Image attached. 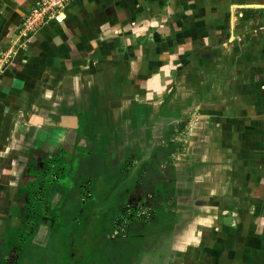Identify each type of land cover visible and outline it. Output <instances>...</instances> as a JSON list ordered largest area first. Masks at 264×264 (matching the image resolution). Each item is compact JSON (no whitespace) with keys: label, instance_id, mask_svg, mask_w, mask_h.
<instances>
[{"label":"rangeland","instance_id":"374dc122","mask_svg":"<svg viewBox=\"0 0 264 264\" xmlns=\"http://www.w3.org/2000/svg\"><path fill=\"white\" fill-rule=\"evenodd\" d=\"M110 5L119 10L114 22L101 25L111 32L109 38L130 28L131 46L141 34L146 46H152L161 41L157 34L166 36L160 33L161 22L141 24L144 20L140 22L138 15L121 26L126 9H120V1ZM170 28L162 30L169 33ZM184 57L165 54L169 62L140 81L139 90L132 80L128 85L132 94L146 98L147 109L159 111L160 106L170 112L178 105L176 126L155 131L154 122L164 115L146 118L149 123L142 134L136 130L130 135L128 141L138 140L147 147L136 150L125 140L113 147L123 152L116 155L108 152L112 147L87 148L80 141L70 153L47 149L30 155L32 168L27 166L17 181L19 203L11 208L0 232V264H170L171 255L178 256L180 264H264V135L256 139L253 133L235 134L230 117L238 104H234L236 84L246 85L244 97L253 98L252 104L262 113L264 91L249 85L246 68L244 80H229L234 77L232 69L223 74L215 69L202 80L199 61L189 63ZM224 74L230 75L227 80H217ZM69 97L66 94L69 113L77 114L82 106L77 97L70 101ZM37 98L30 104H37ZM112 108H118L117 101ZM218 112L231 119L226 131L218 124ZM64 120L73 122L69 116ZM100 120L106 123L104 116ZM152 131L149 141L143 139ZM53 134L56 137V130ZM122 143L128 150L120 148ZM58 152L63 157L58 158ZM178 164L183 165L181 171ZM55 170L60 171L57 180L50 177ZM139 197H150L157 206L152 224L132 232L128 242L107 239L115 213ZM239 252L241 259L235 257Z\"/></svg>","mask_w":264,"mask_h":264},{"label":"crops","instance_id":"0c3cea01","mask_svg":"<svg viewBox=\"0 0 264 264\" xmlns=\"http://www.w3.org/2000/svg\"><path fill=\"white\" fill-rule=\"evenodd\" d=\"M39 1L0 0V232L11 208L19 203L17 181L27 166L32 168L30 155L35 151L70 153L82 141L87 148L112 147L108 152L121 155L123 152H115L113 147L125 140L127 146L136 150L147 147L138 140L128 141L134 131L142 134L140 131L149 123L146 118L164 115L162 121L154 122L155 131L177 125V104L170 112L160 106L159 111L147 109L146 98L132 94L128 86L132 80L139 90L140 81L169 62L165 54H185L183 59L189 63L198 60L204 73L202 80L215 69L221 74L232 69L234 77L229 80H244L242 70L246 68L249 85L259 93L264 91V0H76L67 8L63 25L49 24L22 47L14 45L28 12ZM113 1H120V9L123 6L127 11L124 10L121 26L138 15L140 22L144 20L141 24L149 20L161 22L160 33L166 36L157 34L161 41L152 46H146L145 34L139 35L138 43L131 46L130 28L121 31L117 38H109L111 32L101 25L103 21H115L119 8L108 6ZM168 25L171 28L165 33L162 29ZM229 76L224 74L217 80H227ZM54 84L58 86L55 88ZM172 84L174 81L169 86ZM236 87L238 97L234 104H238L230 114L232 131L253 133L258 139L264 135V113L260 106L252 104L253 98L244 97L245 84ZM66 94L77 97L82 106L77 105V114L70 115ZM33 95L40 97H36L39 102L35 105L30 104L36 99ZM114 101L118 104L116 110L112 108ZM259 101L262 105V98ZM148 110L151 115L146 116ZM66 116L73 122L65 123ZM103 116L106 123L100 120ZM217 116L218 124L226 131L231 119L219 112ZM155 131L149 136L145 133L143 139L149 141ZM97 134H103L105 139L101 141ZM129 147L120 145L125 150ZM177 166L181 171L183 165ZM252 238L257 240L256 236ZM170 257L174 261L170 264H180L178 256ZM235 257L241 259L240 252Z\"/></svg>","mask_w":264,"mask_h":264},{"label":"trees","instance_id":"16d2710c","mask_svg":"<svg viewBox=\"0 0 264 264\" xmlns=\"http://www.w3.org/2000/svg\"><path fill=\"white\" fill-rule=\"evenodd\" d=\"M59 157H63V155L59 153ZM49 159L51 160V158ZM59 175L60 171L55 170L50 177L57 180ZM156 207L150 197L149 199L139 197L128 201L113 216L106 234L107 239L111 241H130L129 236L132 232L152 224L151 222L157 213Z\"/></svg>","mask_w":264,"mask_h":264},{"label":"built area","instance_id":"2783aa9c","mask_svg":"<svg viewBox=\"0 0 264 264\" xmlns=\"http://www.w3.org/2000/svg\"><path fill=\"white\" fill-rule=\"evenodd\" d=\"M76 0H40L28 12L18 39L14 45L22 47L32 36L40 33L49 24L63 25L66 22V10ZM13 55V54H11Z\"/></svg>","mask_w":264,"mask_h":264}]
</instances>
